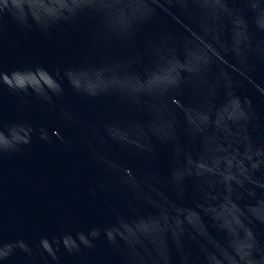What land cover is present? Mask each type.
Segmentation results:
<instances>
[{"label": "water", "instance_id": "95a60500", "mask_svg": "<svg viewBox=\"0 0 264 264\" xmlns=\"http://www.w3.org/2000/svg\"><path fill=\"white\" fill-rule=\"evenodd\" d=\"M0 264H264V0H0Z\"/></svg>", "mask_w": 264, "mask_h": 264}, {"label": "clouds", "instance_id": "9594fccd", "mask_svg": "<svg viewBox=\"0 0 264 264\" xmlns=\"http://www.w3.org/2000/svg\"><path fill=\"white\" fill-rule=\"evenodd\" d=\"M96 158H97V160H101L102 159V157L99 154H97ZM105 236L108 238L110 244H114V241L112 240V238L109 235V233L105 232Z\"/></svg>", "mask_w": 264, "mask_h": 264}]
</instances>
